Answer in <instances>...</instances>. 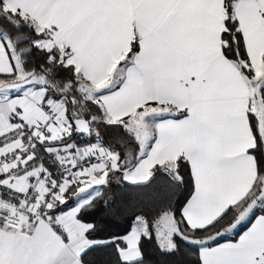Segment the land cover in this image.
Returning a JSON list of instances; mask_svg holds the SVG:
<instances>
[{
	"label": "snow or ice",
	"instance_id": "1",
	"mask_svg": "<svg viewBox=\"0 0 264 264\" xmlns=\"http://www.w3.org/2000/svg\"><path fill=\"white\" fill-rule=\"evenodd\" d=\"M146 243L264 264V0H0V264Z\"/></svg>",
	"mask_w": 264,
	"mask_h": 264
},
{
	"label": "trees",
	"instance_id": "2",
	"mask_svg": "<svg viewBox=\"0 0 264 264\" xmlns=\"http://www.w3.org/2000/svg\"><path fill=\"white\" fill-rule=\"evenodd\" d=\"M39 59L40 57L37 55V62ZM133 191L128 185L118 186L117 183L111 184L108 188V194L114 195L117 206H121L122 201L127 204L134 199L133 196L129 195ZM88 219L95 221L103 236L122 233L127 223L126 216L113 215L103 207H98ZM145 250L146 258L150 261V264H171L170 258L162 257L155 250L153 244L146 243ZM87 260L88 264H111L113 260L111 249H97L88 255Z\"/></svg>",
	"mask_w": 264,
	"mask_h": 264
},
{
	"label": "crops",
	"instance_id": "3",
	"mask_svg": "<svg viewBox=\"0 0 264 264\" xmlns=\"http://www.w3.org/2000/svg\"><path fill=\"white\" fill-rule=\"evenodd\" d=\"M114 183H116V180L115 179H113V182H112V184H114ZM259 214V213H258Z\"/></svg>",
	"mask_w": 264,
	"mask_h": 264
}]
</instances>
